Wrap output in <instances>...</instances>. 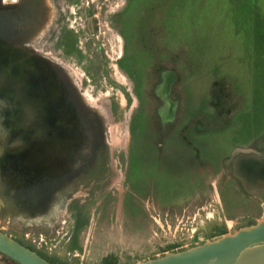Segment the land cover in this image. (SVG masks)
<instances>
[{
	"label": "rangeland",
	"instance_id": "374dc122",
	"mask_svg": "<svg viewBox=\"0 0 264 264\" xmlns=\"http://www.w3.org/2000/svg\"><path fill=\"white\" fill-rule=\"evenodd\" d=\"M127 1H47L65 24L57 19L45 44L35 2L0 3V38L54 60L78 97L70 156L79 166L51 183L50 206L16 193L0 210V231L54 264H132L264 216V180H235L243 152L227 168L234 146L264 140V0H138L129 9L143 12L139 28L125 15L116 22ZM165 70L178 100L167 136L154 94ZM154 162L187 178L163 187ZM0 264L18 263L0 254Z\"/></svg>",
	"mask_w": 264,
	"mask_h": 264
},
{
	"label": "flooded vegetation",
	"instance_id": "af4514ba",
	"mask_svg": "<svg viewBox=\"0 0 264 264\" xmlns=\"http://www.w3.org/2000/svg\"><path fill=\"white\" fill-rule=\"evenodd\" d=\"M19 1L25 8L28 2H35L36 33L41 43L49 41L52 30L58 25L57 19L61 25L65 24L63 17L56 16L57 11H53L49 0ZM137 1L128 0L116 22H123L121 19L125 15L127 25L136 23L138 28L143 25V20L136 21L144 18L143 12L138 15V11L129 9ZM118 32L122 34L120 29ZM7 37L0 38V210L10 206L8 199L16 193L24 200L34 196L35 205L42 210L50 206L51 183L70 179V171L81 162L75 155L70 156V135L75 125L78 126L77 109L72 102L78 97L71 79L69 82L67 74L54 60L39 52H27L8 42ZM174 81L172 72L162 71L154 88V94L161 101L157 112L161 116L162 134L166 136L164 122L172 118L169 114H173L178 105V100L171 98ZM171 140L168 137L156 147L163 149ZM245 147L235 152L231 149L227 168L233 171L234 156L243 152L245 156L241 155L234 165V172L239 175L235 180L254 186L264 180V140L261 145ZM152 164L159 170L155 162ZM191 165L189 161L187 166Z\"/></svg>",
	"mask_w": 264,
	"mask_h": 264
},
{
	"label": "water",
	"instance_id": "95a60500",
	"mask_svg": "<svg viewBox=\"0 0 264 264\" xmlns=\"http://www.w3.org/2000/svg\"><path fill=\"white\" fill-rule=\"evenodd\" d=\"M0 254L18 264H54L2 231ZM132 264H264V216L233 233Z\"/></svg>",
	"mask_w": 264,
	"mask_h": 264
},
{
	"label": "trees",
	"instance_id": "16d2710c",
	"mask_svg": "<svg viewBox=\"0 0 264 264\" xmlns=\"http://www.w3.org/2000/svg\"><path fill=\"white\" fill-rule=\"evenodd\" d=\"M262 41L263 40L260 39L261 43H263ZM261 43H260V45H261ZM261 56L264 57V55H261ZM156 171H157V176H156V174H153L157 180L156 182L158 183V181H159V182L163 183L164 184L163 187H166V188H175V187L179 186L180 184H182L183 181H185V178H187V176L185 175V171H183L180 175H178V173H175L176 175L168 174L164 170H157L156 169ZM194 177H196V176H194Z\"/></svg>",
	"mask_w": 264,
	"mask_h": 264
}]
</instances>
